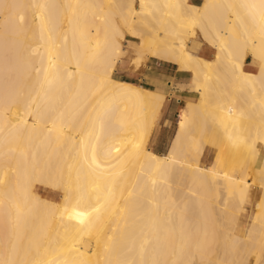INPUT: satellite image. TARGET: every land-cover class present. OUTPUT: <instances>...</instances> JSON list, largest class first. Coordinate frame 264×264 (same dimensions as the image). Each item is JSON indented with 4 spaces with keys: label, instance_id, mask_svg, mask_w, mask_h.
<instances>
[{
    "label": "bare ground",
    "instance_id": "obj_1",
    "mask_svg": "<svg viewBox=\"0 0 264 264\" xmlns=\"http://www.w3.org/2000/svg\"><path fill=\"white\" fill-rule=\"evenodd\" d=\"M0 16V264H258L264 0H0ZM150 59L198 94L166 154L149 147L165 94L114 76ZM215 125L250 160L242 180L200 165ZM255 182L252 228L218 232Z\"/></svg>",
    "mask_w": 264,
    "mask_h": 264
},
{
    "label": "rangeland",
    "instance_id": "obj_2",
    "mask_svg": "<svg viewBox=\"0 0 264 264\" xmlns=\"http://www.w3.org/2000/svg\"><path fill=\"white\" fill-rule=\"evenodd\" d=\"M199 2H202V0H199ZM0 22H1V16H0ZM200 42H201V40H199V39L191 40L190 43H189L190 50L193 52L194 49H196L197 47H200V46L206 47L207 46L205 43L203 44V42H201V43ZM124 47L126 48L127 51L130 50V52H132V54H130V56H131V58H133L134 57V50L136 49V45L131 40V38L127 39V42L124 45ZM214 52L215 51L213 49V53ZM248 58L252 59L251 57H248ZM144 62H143V64H141L139 66L127 65V67H124V68H121V67L118 66L119 68L117 69L116 73L114 74L115 78L120 79L121 78L120 73L122 71H128L129 73H136V74L137 73H141L142 70L147 66L149 60H146ZM258 67H259V65H258ZM244 70H245V66H244ZM246 72H248V71H246ZM249 73H251V72H249ZM133 82H135V84L141 85V86H143V88H145L144 87L145 85L143 83L138 82V81H133ZM219 83L224 85V86L223 85H220V86H223V87L226 86L225 82H222V81L217 82V85H219ZM187 87H190V85L188 84ZM225 89H228V86H226ZM189 90H191V89H189ZM256 90H257L256 93L259 94L260 93L259 92L260 91L259 88H257ZM197 99H198V94H197ZM197 99H196V101H197ZM166 101L167 100H165V104H164V107L162 109V112H161V115H160V119H159L154 131L156 129L158 130L161 126L166 124V125H168V127H170V134L171 135L173 134V137H174V134L176 132L177 125H178L179 115H180L181 111H178V113L172 117V121L171 122L164 121L163 118L165 117V113H166ZM257 101L258 102H255L256 104L253 103L252 105H250L252 108H250V106H249V110L250 111H252L253 109L256 110L257 114L260 115L259 118L261 120H264V105H263V107L262 106L260 107V105H258V104H259V101H261V99H257ZM240 103H242V102L240 101ZM259 107H260V109H258ZM254 110H253V113H255ZM258 115H257V117H258ZM151 137H152V135H151ZM149 147L152 149L150 141H149ZM166 153H163V154H166ZM249 164H250V160L246 156L242 144H239V143L238 144H232L231 141L225 136L224 131L215 125L213 127V130H212V132H211V134H210V136L208 138V141H207V143L205 145L204 153H203V155L201 157L200 165L204 166V167L210 166L212 168H219L223 173L232 175V177L239 178V179L242 180V178H244L246 176ZM251 181H252V179H251ZM252 184L255 187L252 185L251 189L254 188L255 190L254 189L251 190L252 194L250 193V196H251L250 199H249L250 201L246 202L244 209L239 212V216L240 217L238 215H236L238 213L235 212L236 220L234 219L235 217H233V221L235 223L234 224L231 221V219H232L231 218V214L229 216H225L224 219H223V222H222L224 224V226H220V228L219 227L215 228L216 230L219 228V230H217L218 232H220L222 230H225L227 228L232 229L233 225H234V227H237V228L240 227V226H244V225H245L244 227L246 229H249V228L251 229L252 228V225L254 224V215H255V212L257 211L255 208H252V207L257 202H259V200H260L259 198H260V195H261V190L259 188L260 186L258 185V183L255 182V183H252ZM253 192L256 193V194H254ZM257 193H258L259 196L257 195ZM245 209H247V210H245ZM243 211H244V213H242ZM228 214H226V215H228ZM232 215H233V213H232ZM230 221H231V223H230ZM218 232H216V235L218 234V236H219L220 234ZM223 232L224 231H222L220 233H223ZM230 233H232V231ZM231 235H233V233ZM220 236H222V235H220ZM91 244H92V242H89V245H91ZM260 255H261V257L258 260V264H264V247L261 249ZM199 261H201V260H199ZM199 261H196V262L198 264H201L202 261L201 262H199ZM243 261H242V263L239 262V264H247V262L245 260H243ZM236 264H238V263H236ZM248 264H252L251 261H248Z\"/></svg>",
    "mask_w": 264,
    "mask_h": 264
},
{
    "label": "crops",
    "instance_id": "obj_3",
    "mask_svg": "<svg viewBox=\"0 0 264 264\" xmlns=\"http://www.w3.org/2000/svg\"><path fill=\"white\" fill-rule=\"evenodd\" d=\"M194 4H200L199 0H190ZM195 53L206 59L214 57L213 49L200 46L194 49ZM173 64L156 59H150L147 66L141 73H129L122 71L120 80L135 83H143L146 89L163 93L166 95V113L163 118L166 122H171L172 117L181 111L190 101H196L197 93L187 88L191 81L192 74L188 71L178 70ZM245 70L255 73L258 65L253 59L248 58L245 64ZM160 119V118H159ZM158 123V122H157ZM173 134H170V127L164 124L158 130L156 129L150 139L152 150L158 154L166 153L170 147Z\"/></svg>",
    "mask_w": 264,
    "mask_h": 264
}]
</instances>
